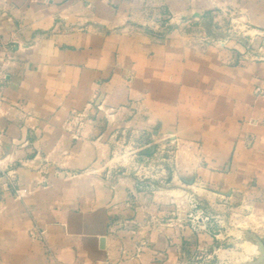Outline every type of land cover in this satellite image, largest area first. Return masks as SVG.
I'll use <instances>...</instances> for the list:
<instances>
[{
  "label": "crops",
  "instance_id": "obj_1",
  "mask_svg": "<svg viewBox=\"0 0 264 264\" xmlns=\"http://www.w3.org/2000/svg\"><path fill=\"white\" fill-rule=\"evenodd\" d=\"M91 103L189 148L190 188L264 221V0H0V264L256 254L239 229L222 247L190 220L150 226L73 119Z\"/></svg>",
  "mask_w": 264,
  "mask_h": 264
},
{
  "label": "rangeland",
  "instance_id": "obj_2",
  "mask_svg": "<svg viewBox=\"0 0 264 264\" xmlns=\"http://www.w3.org/2000/svg\"><path fill=\"white\" fill-rule=\"evenodd\" d=\"M169 27H164V32L167 33ZM184 33L194 32L186 29ZM111 115H115L114 122L117 118V125H110ZM135 115H127L117 108L109 111L101 104L91 103L84 111L74 114L73 119L81 130L86 127L101 131L102 150H105L101 165L108 177L133 180L134 200L139 207L142 205L141 212L150 226L158 225L161 219L167 224L178 220L179 225L190 220L198 231L219 236L222 247L231 244L225 245L221 238L239 229L244 231L241 242L256 247V254L247 259L246 264H264V221L249 210L245 217L241 209L215 201L216 197L200 186L190 188L195 182L190 181L188 172L190 159L186 153L189 148L172 140L159 139L155 128L126 125L127 118L131 120ZM95 120L101 123L94 124ZM185 259L183 264H217L219 261L204 246H199Z\"/></svg>",
  "mask_w": 264,
  "mask_h": 264
},
{
  "label": "built area",
  "instance_id": "obj_3",
  "mask_svg": "<svg viewBox=\"0 0 264 264\" xmlns=\"http://www.w3.org/2000/svg\"><path fill=\"white\" fill-rule=\"evenodd\" d=\"M30 235H31L32 237H34V238H38V237H41V236L43 235V232H42L41 230L38 231V230L32 229V230L30 231Z\"/></svg>",
  "mask_w": 264,
  "mask_h": 264
}]
</instances>
